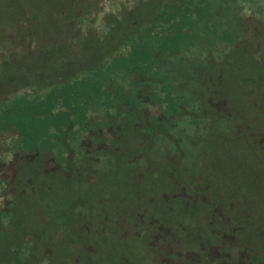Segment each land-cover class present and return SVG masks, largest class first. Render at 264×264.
Masks as SVG:
<instances>
[{"label":"rangeland","instance_id":"374dc122","mask_svg":"<svg viewBox=\"0 0 264 264\" xmlns=\"http://www.w3.org/2000/svg\"><path fill=\"white\" fill-rule=\"evenodd\" d=\"M151 1L140 0L139 4L137 3L141 6L140 12L143 13V8L145 7L146 10L147 4ZM226 1L227 3L231 2V0ZM133 2L132 0H112L110 4L108 1L103 2V8H107L108 11L111 8L117 10L125 3L129 4L130 8L125 12L126 17H124L130 24L133 19L141 16ZM243 5L244 11L237 16L240 15V22L244 29L242 31L235 30L244 36L237 39L241 44H235L236 37H233L231 33L224 36V40H218L220 35L212 32L208 38L211 48L208 56L209 63L205 64L201 70L203 75L206 73L212 75L211 82H208V78H206L207 83L201 87L202 94L208 95L209 90L212 91L221 86L228 97V114L226 116L212 114L211 107L205 108L206 110L201 112L204 117L199 118L197 122L198 135L192 140L194 145L184 143L185 145L181 146L182 151H179L177 156L172 154L170 161L167 162H158L155 160L158 159L156 154L147 155L144 152L140 160L126 165V157L133 158V155L137 153L133 147L135 134L131 133L130 137L125 140L130 147L124 148L122 151L125 159L123 161L115 159L116 161L111 166H107V162L103 161L98 166V174H94L91 186L92 189H95L96 194L90 206L91 210L100 214L97 215L99 222H96L98 233L103 238H110L112 243H120L121 241L111 231L114 229L115 220L121 215V224L116 226V230L127 241L125 244L126 253H130L132 264H166L164 262H168L167 258L164 261L160 260L162 257L160 251L155 253L150 250L154 246L160 247L158 239L153 236L154 233L159 232L158 223L162 225L161 230L170 227L168 230L173 232L175 229L180 235V239L175 243V248L193 247L196 249L199 244L203 243L206 246L209 243L212 245L223 236L231 234L227 221L232 225L233 230L242 227L241 231L236 229L233 233L234 237H237V244L240 245V248H245L242 246L245 244L249 251L259 252L264 259V141L255 140L252 135L247 133L249 129L252 132L260 130L257 137L264 140V0H245ZM84 11H87L86 0H0V54H4L12 48V45L6 40V37L10 35L7 33L15 35L28 32L29 34L31 30H35L39 38L44 39L45 37L46 40V35H43V32L50 30L56 34L55 29L58 28V25L62 21H66L63 18L74 20ZM226 14L231 19L230 23L235 22L236 19L232 18L233 12L230 10V5ZM113 15H107L106 17L109 19L107 21L98 22L100 26L97 28H102V33L98 32L97 34L96 31H93L94 34H92L90 32L77 42L76 45L80 49H70L72 47L70 45L64 60L54 59L50 52L52 48L57 49L58 46H61L55 42L44 50L48 52L46 56L40 52L41 50H36L30 54V57L29 54L27 56L20 54L18 60L11 61L12 67L4 73L6 75L11 70L9 78L0 80V100H5L4 103H0V106H4L6 102H10L12 98L22 92L10 90L8 92L12 93L7 94L3 89L4 84L6 83V89L9 90L10 86L18 87L25 80L31 81L32 76L41 73L38 66L40 63L45 64L44 61L48 57H50L52 65L58 64V67L61 68L60 75L64 77L71 71L76 72L79 67H82L84 72L91 71L92 69L86 68V66L88 64L95 66L97 63L100 64L102 59H108L109 56L106 55L114 46L118 45L117 49H121L125 47L126 43L132 44L136 40L146 39L148 26L144 19L135 21L134 27L125 28L123 26L124 18L118 22ZM17 19L23 20L26 24L17 27ZM123 28L124 30H122ZM110 35L112 39L109 41ZM24 44L26 45L25 42H21V45L19 43V48L20 46L24 48ZM252 47H254L253 51ZM189 53L190 51H188ZM198 57L201 58V56ZM181 61L179 58L176 59L177 63ZM64 63H70L72 70ZM215 76L222 77H217L220 83L213 82ZM36 77L38 78V76ZM249 80L251 83L247 82ZM206 86L209 87V90ZM213 96L219 97L215 93ZM236 125L241 126L242 131L235 133L233 128ZM235 129H239V127L236 126ZM9 137L6 132L0 133V139ZM4 143L6 144V141ZM5 156L8 155H4L3 158ZM82 163H84V167H88V163L85 161ZM179 163L183 170L176 171ZM10 165L11 170L18 169L20 176H26L22 173L20 165L19 168L17 163ZM63 166L66 167V165ZM84 167L79 171L69 169L68 177L70 182L79 183L81 181L83 191L87 188L86 180L82 181L78 174L80 171L83 172ZM27 170L32 171L31 174L38 181V185H49L50 183L53 188L63 186V182L57 174L43 178L42 175L36 174L34 168H27ZM76 183L74 185H77ZM193 186L198 189H194ZM8 192L9 190H6V193ZM160 192L174 197H163L165 194ZM197 192L199 194H196ZM158 193L163 195V198H167L166 202L157 200ZM195 197L203 203L197 202ZM182 201L189 202V204L184 205ZM158 202L165 203V205L161 206ZM213 203L220 204L221 215L227 220H222L216 214L212 215L215 208ZM82 204L76 210L84 215L87 206H81ZM143 207L144 212L141 213ZM160 207L164 209L161 212H159ZM106 215L108 216L107 221L102 222ZM207 215L208 218L209 216L211 218L208 219ZM206 222L211 223V230ZM91 223H94V219ZM151 224L154 225L151 227ZM143 228H146L147 231ZM259 232H262V237L259 236ZM177 233L175 234L177 235ZM89 248L93 250L91 247ZM131 248L135 251H131ZM142 249H146L145 252ZM102 250L105 254L112 253L111 247L108 245L103 246ZM200 250L203 254L204 249L200 248ZM64 251L70 255L72 249L69 246ZM75 258L80 261L81 255H76ZM195 258L196 256L191 255L190 262L195 263ZM69 260L64 263L71 264ZM111 260L116 261L112 258Z\"/></svg>","mask_w":264,"mask_h":264},{"label":"trees","instance_id":"16d2710c","mask_svg":"<svg viewBox=\"0 0 264 264\" xmlns=\"http://www.w3.org/2000/svg\"><path fill=\"white\" fill-rule=\"evenodd\" d=\"M107 1L110 4L112 0H86L87 11L81 12L74 20L63 18L66 21H62V24L58 25V28L55 29L56 34L50 30L43 32V35H46V40L45 37L44 39L39 38L35 30H31L29 34L28 32L15 35L7 33L10 35L6 37V40L12 45V48L4 54H0V80L9 78L11 70L6 75L4 73L12 67L11 61L18 60L20 54H25L24 56L29 54L30 57L33 51L41 50L40 52L46 56L48 52L44 50L55 42L61 46H58L57 49L52 48L50 52L60 58L62 54L65 55L68 52L70 45L72 46L70 49H80L76 44L79 40L81 41L82 37L87 36L85 29L91 30L99 27L98 22L109 20L106 17L109 14H115L113 15L114 19L118 22L124 18L123 26L125 28L133 26V23L137 22L134 20L136 22L132 21L129 24L128 20H125L126 15L124 14L129 10V4L125 3L120 9L112 10L111 8L108 11L107 8H103V2ZM148 1L146 0V2ZM244 1L231 0L227 3L226 0H152L147 4L146 10L145 7L143 8L144 12L142 13L139 10L141 6L137 5L139 0H134L133 5L137 11L139 10L138 14H144L138 18L142 21L144 19L147 23L146 26H148L146 39L136 40L132 44L126 43L125 47L121 49L110 50V53L106 55L109 56L108 59H102L103 61L95 66H92L94 64L86 66V68L92 69L91 71L84 72V69L79 67L76 72L71 71L69 75L63 77L60 75L61 68L58 67V64L54 66L52 62H50L51 64L47 62V58L44 57L46 58L45 64L39 62L38 67H40L41 73L36 74L38 78L32 76L31 81L25 80L24 83L20 84L22 86L18 85V87L10 86L11 89L8 88L9 90L6 89L4 81L3 89L6 90L7 94L12 93L8 92L10 90L22 92L18 93L10 102H6L4 106H0V133L6 132L10 136L8 139H11L7 141L0 139V162L4 152L16 154L14 152L16 149L28 152L35 149L42 151L57 150L56 153L59 155L63 149L61 143L63 137L68 138L70 150H73L74 146L79 147L76 143L81 130L88 132L97 125L109 122L123 127L132 118L127 110L132 106L141 108L145 105V100L137 95L140 84L137 79L133 82L130 77L137 74L153 73L154 71L159 74L158 69L163 68V64L161 65L162 56L175 59V53L179 49H189L193 44L201 43L203 39L209 38L212 32L220 35L218 40H222L224 36L231 33L233 37H236L235 44L240 45L241 43L237 39L244 36L235 30L242 31L244 29L240 22V15L237 16L244 11ZM228 4L233 12L232 18L236 19L233 23H230L229 15L226 16ZM224 9L225 11H223ZM214 14L215 16H213ZM16 22L17 27L26 24L20 19H17ZM208 38L206 39L207 43H209ZM21 42L26 43L24 48L21 46L19 48L18 45L19 43L21 45ZM253 49L254 47H252V51ZM64 65L72 70L70 63ZM170 67V63L167 62L163 75H171ZM184 73L187 72L184 71ZM108 81L114 82L115 86L110 88ZM168 82L166 79L161 87L164 90L167 89L166 97L162 100H164L165 113L172 114L175 111L176 102L172 92H170ZM259 82L261 81L259 80ZM4 102V99L0 100V103ZM199 118L201 117H198V120ZM234 131L235 133L240 132ZM247 133L249 134V132ZM87 135L90 136L88 133ZM254 138L261 142L264 141L261 137L254 136ZM91 153L95 155L94 151ZM100 161L107 162V166L111 163L107 158ZM100 161L96 162L97 165L101 163ZM92 162L94 161L91 160L88 163V167L84 168L83 172L77 173L82 181L86 180L87 188L83 191L81 181L76 183L77 187L69 192L68 205H61L62 200L59 201L60 203L55 202L57 205L59 204L60 209L58 210L55 207H49L45 200L42 202V204L45 203L42 206L32 201L33 206L27 205L18 209L14 205V196H10V194L3 196L0 193V264H63L69 259L71 264H132L130 253H126L125 244L127 241L116 230L118 225H114V230L111 231L121 241L118 244L112 243L110 238L101 237L98 233L96 222H99L97 215L100 214L91 210L92 207L90 206L96 194L95 189H92L91 186L95 173ZM75 163H73L74 166L72 162L69 164L71 171L80 170L78 162ZM60 165L63 166L62 161H60ZM1 176L0 173V187H3L4 182ZM17 176L20 175L17 174ZM25 186H30V184H23V187ZM28 189L27 187V192ZM160 193H164L165 196ZM160 193L157 196V200L160 202H166L168 197H174L173 195H166L165 192ZM195 200L203 203L197 197ZM27 201L29 202V200ZM160 202H158L159 205H165V203ZM182 203L184 205L189 204V202L184 201ZM80 204L87 206L84 215L76 210ZM219 205L213 203L215 208L212 215L216 214L222 220H227L221 215ZM61 206H63L62 210ZM162 210L164 209H159V212ZM87 213L89 215H86ZM210 218L209 216L208 219ZM92 219H94V223H91ZM226 223L230 227L231 234L223 236L212 245L209 243L206 246L203 243L199 244L196 249L193 247L175 248V243L180 239V235L175 229L171 232L168 230L170 227H167L166 230H161L162 227H160L159 232H156L158 234L153 235L159 237L158 246L160 247L154 246L155 249L150 248V250L155 253L160 251V255H162L160 260L168 259V262H164L166 264H264V259L259 252L249 251L245 244H242L245 248H240V245L237 244V237H234L233 233L236 229L241 231L242 227L233 230L232 225L227 221ZM118 224L121 222L118 221ZM155 224L157 225V222ZM158 224L161 225V223ZM208 224L211 230V223ZM153 225L151 224V227ZM258 234L262 237V232ZM106 245L111 247L112 253L105 254L103 252L102 247ZM69 246L72 252L67 255L64 249ZM200 248L204 249L203 254ZM46 249L50 253H46ZM131 251L135 250L131 248ZM79 254L81 258L80 261H77L75 256H79ZM191 255L196 256L195 263L190 262ZM111 258L116 259V261L111 260Z\"/></svg>","mask_w":264,"mask_h":264},{"label":"flooded vegetation","instance_id":"af4514ba","mask_svg":"<svg viewBox=\"0 0 264 264\" xmlns=\"http://www.w3.org/2000/svg\"><path fill=\"white\" fill-rule=\"evenodd\" d=\"M139 19L140 18H136L132 21H139ZM95 29L96 28L85 30L87 34L90 32L94 34L93 31H96L97 34L98 32L102 33V28ZM207 38L203 39L201 43L193 44L189 49H179L175 53L176 58L182 60L179 63L176 62V58L171 59L162 56L163 60L161 59V65L163 64V68H161V70L158 69V72H160L159 74L155 73V71L153 73L149 72L143 75H138L136 72H134V74L136 73L137 75H132L130 79H132L133 82L137 79V82L140 84L137 95L141 96L142 99L145 100V105L141 108H136L135 106L130 107L127 111L129 116L132 117L131 121L123 125V127L115 123L111 124V122H109L103 125H97L94 129H91L88 132L81 130L80 137L76 143L79 145V147L74 146L73 150H70V146L67 142L68 138L63 137L61 141L63 144V149L59 155L56 153L57 150L42 151L35 149L32 152H28L25 150L16 149L14 151L16 154H12V152L11 154H7L4 152V155L8 156H5V158L2 157L3 159L0 162V173L2 174L1 178L4 182L3 187H0V193L3 196L6 194L14 196V205L18 209L26 207L27 205L29 207L33 206L32 204L34 203H32V201L37 202L38 205L40 204L42 206L45 204H42V202L45 200L47 201L49 207H55V209L58 210L60 209L58 206L59 204L57 205L55 202L62 200L61 205H68L69 192L77 187V185H74L76 182H70V180H68L70 175L69 164L71 162L72 164L78 162V168L82 169L85 166L84 163H82L83 161L89 163L92 160L94 161L92 162V167L94 168L95 172L94 174L97 175V170H99L98 166L103 162L100 161L101 159H109L111 163H109L110 165L108 166H111L113 162L116 161L115 159H121L120 161L125 159L122 155V151L124 148L128 149L130 147V145L125 142V140L130 137L131 133L135 134L133 147L137 150V153L133 155V158L126 157V165H130V163L132 164L133 162L140 160L144 152L147 155L156 154V158L158 159L155 160L158 162H167L170 161L172 154L177 156L178 152L182 151L181 146L185 145L184 143H186V145H194L192 140L198 135V117H204L201 112L205 111V108L211 107L213 112L212 114H221L222 116H226L228 114V97L222 90L221 86L212 91H210L208 89L209 87L206 86L209 90L208 95L202 94L201 92V87L207 83L206 78H208V82H211L212 79L211 74L206 73L203 75L201 73L204 65L209 63L208 56L210 54L211 48L209 47L210 43H205ZM109 39H112L111 35ZM117 46H114L111 50L117 49ZM188 51H190L189 54ZM204 52L205 55L203 54ZM52 54L55 59H60L59 56H55L54 53ZM198 56H201V58ZM64 57L65 55L62 54L61 59L64 60ZM50 60L51 59H47L46 61L51 62ZM167 62H169L171 66V75H163V71L166 69L165 67ZM184 71L187 73L185 74ZM217 77L222 78L221 76H215L214 81H212L216 84L220 83L217 80ZM166 79L169 81L168 84L170 85V92H172L171 94L174 98V101L176 102L175 111L172 112V114L165 113L164 100H162L164 97H166L167 93V89L164 90L161 88ZM250 81L251 80L247 82L251 83ZM108 82L110 88L115 86L114 82ZM256 85L257 82L255 81V86ZM213 93L219 97H214ZM236 126H238L239 129H235ZM236 126L233 128L234 130L242 131L241 126ZM247 132H249V134H251L254 138V136H258L260 130H253L252 132L249 129ZM87 133L90 134V136H88ZM5 140L7 141L11 139ZM91 151H94L95 155H93ZM159 158H161V160H159ZM60 161H62L63 165H66L67 168L61 166ZM98 161L101 163L97 165L96 162ZM11 163H17L18 168L20 165L22 173L27 177L17 176V174L20 173L18 169L13 170V168L11 170ZM145 167L147 168V166ZM27 168H34L36 170V174L38 173L42 175L43 178H48L54 174H57L59 175V179L62 180L63 186L53 188L50 183L49 185H38V181L34 178V175L31 174L32 171L27 170ZM84 168L86 169V167ZM181 170H183V168L179 163L176 171ZM22 181H24V184H30V186L23 187ZM27 187L29 188L28 192L26 191ZM193 188L198 189L196 186H193ZM199 188L201 187L199 186ZM6 190H9V192L6 193ZM196 194H199V192ZM27 200H29V202ZM1 206L3 205L1 204ZM62 209L63 206H61V210ZM142 212H144V207L142 208L141 213ZM120 217L121 215H119L115 220V225H118ZM106 221L107 217H104L103 222ZM160 227H162V225H159V229ZM143 229L146 230V228ZM156 234L158 233H154L153 235ZM155 238H157L159 242V237L156 236ZM45 252L50 253L49 250Z\"/></svg>","mask_w":264,"mask_h":264}]
</instances>
